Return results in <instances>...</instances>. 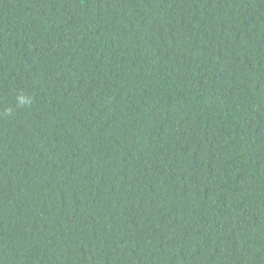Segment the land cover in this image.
I'll list each match as a JSON object with an SVG mask.
<instances>
[{
    "label": "trees",
    "instance_id": "obj_1",
    "mask_svg": "<svg viewBox=\"0 0 264 264\" xmlns=\"http://www.w3.org/2000/svg\"><path fill=\"white\" fill-rule=\"evenodd\" d=\"M0 264H264V0H0Z\"/></svg>",
    "mask_w": 264,
    "mask_h": 264
},
{
    "label": "clouds",
    "instance_id": "obj_2",
    "mask_svg": "<svg viewBox=\"0 0 264 264\" xmlns=\"http://www.w3.org/2000/svg\"><path fill=\"white\" fill-rule=\"evenodd\" d=\"M20 101L23 103L24 102V97H20Z\"/></svg>",
    "mask_w": 264,
    "mask_h": 264
}]
</instances>
